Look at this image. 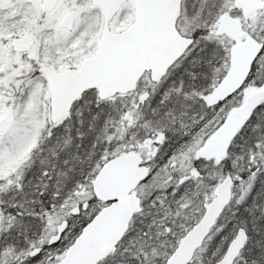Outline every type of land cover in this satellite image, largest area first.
Masks as SVG:
<instances>
[{"label": "snow or ice", "instance_id": "1", "mask_svg": "<svg viewBox=\"0 0 264 264\" xmlns=\"http://www.w3.org/2000/svg\"><path fill=\"white\" fill-rule=\"evenodd\" d=\"M0 264H264V0H0Z\"/></svg>", "mask_w": 264, "mask_h": 264}]
</instances>
